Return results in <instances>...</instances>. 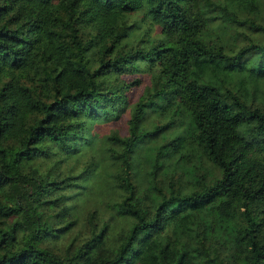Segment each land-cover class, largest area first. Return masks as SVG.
<instances>
[{"label":"trees","instance_id":"1","mask_svg":"<svg viewBox=\"0 0 264 264\" xmlns=\"http://www.w3.org/2000/svg\"><path fill=\"white\" fill-rule=\"evenodd\" d=\"M201 1L197 9L196 0H0V193L8 194L0 200V264H264V39L242 33L247 44L228 51L197 35L206 20L247 24L262 36L264 23L240 18L229 2ZM140 8L164 41L123 44L135 25L127 14ZM133 59L158 72L152 91L130 104L107 77ZM168 93L190 109L192 140L220 175L143 206L133 197L131 157L148 133L140 127L146 110ZM126 108V133L109 138L122 147L118 214L127 222L114 226L108 217L72 257L57 254L42 243L69 224L52 226L48 196L62 189L75 205L78 184L40 160L85 150L90 118ZM210 203L228 220L226 233L214 222L216 233L187 224Z\"/></svg>","mask_w":264,"mask_h":264},{"label":"rangeland","instance_id":"2","mask_svg":"<svg viewBox=\"0 0 264 264\" xmlns=\"http://www.w3.org/2000/svg\"><path fill=\"white\" fill-rule=\"evenodd\" d=\"M217 1L229 2L240 18L249 16L264 23V0H256V7L247 5L244 0ZM196 2L194 6L200 9L202 1ZM55 3L56 0H53V4ZM127 18L135 25L123 44H134L137 40L143 44L148 38L151 43L165 40L160 27L149 19L144 8L129 12ZM242 33L256 41L264 39V36L249 25H237L228 19L206 20L197 28V35L201 39L212 44H222L228 51H235L247 44ZM95 67L92 49L90 68L92 70ZM157 68L151 62L133 59L121 65L115 73L108 74V86H116L118 93L126 94L131 104L152 91L157 80ZM260 85L264 87V77L260 79ZM128 108L116 117L100 113L97 119L90 118L84 133L89 136L92 134L93 139L81 144L89 145L85 150L72 153L66 159L53 152L54 155L47 162L40 160L41 165H45L44 168L52 166L53 170V167H59L62 176L68 181L73 179L78 184L75 186V205L67 204V195L62 189L48 196L46 212L50 215L52 226L60 228L69 224L60 238H46L42 243L57 254L72 257L78 247L90 237L92 230L99 232L103 222H107L109 218L114 226L127 222L125 216L118 214V205L124 196L119 184V176L124 168L118 157L122 147L109 136L114 132L120 135L126 133ZM140 127L148 133L132 154L131 172L135 185L133 197L141 205H149L148 200L154 195L203 189L219 177L218 167L204 156L192 140L194 126L190 109L172 93L155 100L142 117ZM35 164L39 166L40 162L36 160ZM27 185L32 186L30 183ZM7 197V192L0 193V200ZM67 206L70 208L68 211ZM214 206L215 203L203 206L187 224L192 227L195 220V227L208 225L216 233L215 225L219 231L226 233L228 220L222 224L213 212ZM63 208H66L65 215L59 214ZM186 213V210H182L178 215Z\"/></svg>","mask_w":264,"mask_h":264}]
</instances>
